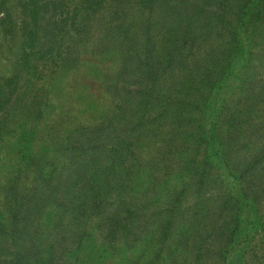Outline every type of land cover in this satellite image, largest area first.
<instances>
[{"label":"rangeland","instance_id":"1","mask_svg":"<svg viewBox=\"0 0 264 264\" xmlns=\"http://www.w3.org/2000/svg\"><path fill=\"white\" fill-rule=\"evenodd\" d=\"M198 40L190 50L183 46L185 56L176 58L159 83L165 95L147 106L140 102L141 92H127L122 99L116 88L107 90L109 83L101 81L105 78L91 71V63L102 65L98 60L84 57L80 63L86 68L57 76L41 125L45 131L33 143L34 154H44L42 160L52 163L43 168L50 169L55 180H21L23 185L34 183L46 195L36 211L41 222L31 221L29 236L10 231L14 222L6 210L4 189L13 185V173L18 172L5 167L18 161L19 151L8 147V139L6 145L0 143V154L5 156H0V264H264V107L254 110L259 115L253 112L256 121L234 120L229 134L226 124L220 128L230 140H223L222 146L231 166L237 175L243 174L245 197L205 134L220 97L207 101L210 82L199 86V58H207L199 52ZM254 63L258 68L248 75L258 80L264 70L259 60ZM107 65L111 79L120 70L121 58ZM191 68L195 76L183 82ZM239 94L245 93L236 89L235 98ZM228 95L226 89L224 96ZM237 107L239 103L229 104L231 113ZM36 108V104L28 107L33 114ZM26 111L23 107L19 113ZM35 118L26 122L34 125ZM102 121L107 131L95 132ZM82 125L88 130L78 139ZM62 143L69 145L68 151L58 150ZM79 143L85 145L72 146ZM77 167H86L87 186L100 188L99 192L74 198L76 186L68 188ZM59 184L60 195L50 194ZM61 203L72 209L76 204L90 209L100 203V208L80 214L81 222L90 226L76 228L77 219L69 209L63 213ZM55 215L59 220L47 223L45 218L55 220ZM247 217L252 227L237 237L235 225ZM95 234L101 240L93 238Z\"/></svg>","mask_w":264,"mask_h":264},{"label":"trees","instance_id":"2","mask_svg":"<svg viewBox=\"0 0 264 264\" xmlns=\"http://www.w3.org/2000/svg\"><path fill=\"white\" fill-rule=\"evenodd\" d=\"M196 38L199 39V52L207 58L205 61L199 58L202 76L199 86L204 81L210 82L207 101L213 96V99L220 97L205 134L228 175L239 184L246 197L243 174L234 172L229 154L222 146L223 140L227 143L230 140L225 139L220 128L226 124L225 134H229L235 126L234 120L256 121L252 115L254 110L264 107V76L257 80L248 75L258 68L255 59L264 70V0H0V143L6 145L5 139H8V147L19 151L18 161L5 167L18 172H12L14 183L4 189L5 195L8 194L6 210L14 222L10 228L12 233L23 232L24 236H29L31 224L41 222L36 211L46 199L38 186L34 183L23 185L21 180L29 177L38 183L55 180L50 175L51 170L43 168L52 163L42 160L44 154L38 157L34 154L33 143L45 131L41 125L46 119L45 110L50 106L47 100L50 88H57V76L79 70L81 66L86 68L80 63L84 57L85 61L98 60L102 65L91 63V71L105 78L101 81L109 83L107 90L116 88L122 99L127 92H141L140 102L147 106L151 100L165 95L159 84L163 74L174 66L177 57L185 56L181 53L184 45L187 50L192 49ZM195 52L196 49L193 54ZM120 58V70L112 73L110 79L111 73L106 70L112 69L107 62H118ZM193 76L195 71L191 68L182 80ZM136 83L137 89L132 88ZM226 89L228 96H224ZM236 89L245 94H239L236 99ZM245 100L249 103L244 105ZM222 102V107H217ZM231 103H239L233 113L229 109ZM33 104L37 106V114L28 109ZM23 107L27 109L25 114L19 113ZM35 116L34 125L26 122ZM244 116L248 120L243 119ZM106 126L102 121L94 130L107 131ZM86 128L82 125L77 130L78 139L88 130ZM77 145L85 144L72 146ZM66 146L69 145L62 143L58 150L68 151ZM80 168L75 169L76 177L68 188L76 186V200L79 196L92 195L90 191L97 189L90 184L87 186V173L83 169L86 167ZM37 172L44 175L41 177ZM62 186L56 185L50 194L58 197ZM61 205L65 208L63 213L66 209L72 211L77 219V224L73 223L76 228L90 226L81 222L80 214L85 216L88 211L93 213L100 208V203H94L90 209L85 204H76L74 209ZM56 217L55 220L45 219L50 223L58 221ZM248 220L249 217L239 221L233 234L240 237L251 229L252 223L249 225ZM64 235L60 233V238H65ZM97 264L103 263L98 261Z\"/></svg>","mask_w":264,"mask_h":264}]
</instances>
